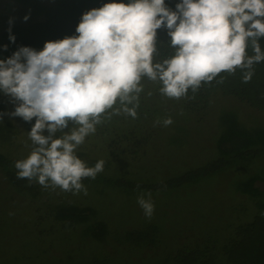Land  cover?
Returning <instances> with one entry per match:
<instances>
[{
  "label": "clouds",
  "instance_id": "1",
  "mask_svg": "<svg viewBox=\"0 0 264 264\" xmlns=\"http://www.w3.org/2000/svg\"><path fill=\"white\" fill-rule=\"evenodd\" d=\"M13 22L10 17V42ZM162 27L173 51L156 59ZM75 33L45 41L39 50L21 45L0 58V93L14 104L10 112L0 110V122L5 115L35 118L27 131L31 151L14 162L18 178L87 194L83 178L95 179L105 160L89 166L78 149L114 116L137 117L145 79L178 100L237 70L243 82L253 78L264 62V0H177L174 10L165 0H106L81 14ZM161 123L173 119H157L154 126ZM137 203L146 217L153 215L150 192Z\"/></svg>",
  "mask_w": 264,
  "mask_h": 264
},
{
  "label": "rangeland",
  "instance_id": "2",
  "mask_svg": "<svg viewBox=\"0 0 264 264\" xmlns=\"http://www.w3.org/2000/svg\"><path fill=\"white\" fill-rule=\"evenodd\" d=\"M5 2L0 0V6ZM144 83L138 112L147 115L141 123L145 128L139 132L150 130L148 145L138 149L133 147V142L124 143L125 135L134 128L137 118L122 121V116H114V120L98 126L97 132L86 138L79 148L91 159L110 161L113 167L107 171L111 178L156 185L213 158L214 141L219 132L216 113L220 110H237L244 124L259 123L252 128L264 123V111L250 108L233 97L220 94L219 103L213 102L211 112H189L184 109L183 99L164 97L154 82L145 79ZM149 91L150 96L146 95ZM153 108L158 113L156 118ZM167 116L173 119L171 125L154 126V121H162ZM11 118L17 124L16 137L11 142H1L0 152L16 161L25 158L31 147L26 127L15 119L18 116ZM123 130L127 132L122 133ZM263 165L260 159L247 163L251 171H258ZM247 175L242 169L232 168L188 185L152 192L104 183L97 191L93 187V191L77 195L78 199L93 204L111 233L154 226L158 236L156 248L101 246L89 240L84 242L78 232L63 229L39 237L34 225L38 216L32 215L36 220L32 222L29 215L34 214L32 209L24 206L21 195L11 196L7 184L0 178V264H85L96 257L103 260L101 264H171V256L180 246L209 241L220 247L232 236L234 224L248 222L255 211L252 203L237 192L238 181ZM148 192L155 204L151 217H146L137 203V196Z\"/></svg>",
  "mask_w": 264,
  "mask_h": 264
},
{
  "label": "trees",
  "instance_id": "3",
  "mask_svg": "<svg viewBox=\"0 0 264 264\" xmlns=\"http://www.w3.org/2000/svg\"><path fill=\"white\" fill-rule=\"evenodd\" d=\"M105 2L106 0H6L4 5L0 6V45L6 44L8 47L6 50L0 48V58L11 55L21 45L39 50L45 41L76 34L75 27L81 14L91 8L100 7ZM165 2L170 8L175 9L177 0H165ZM25 14L29 16L26 21L22 19ZM10 17L14 20L11 31L15 35V42L8 40L7 29ZM259 40L264 47V37ZM157 41L160 55L156 59L172 54L173 49L168 45L169 37L165 28L157 30ZM220 94L233 97L257 111H264V62L256 65V72L249 82H243L240 70H237L235 74L227 76L221 84L213 81L202 86L192 99H183L184 109L189 112H211L213 102L219 103L217 98ZM13 108L14 104L10 102L9 97L0 93V110L10 112ZM153 109L152 113L156 118L158 113ZM235 111L226 108L216 113L219 132L214 141V156L200 166L186 168L176 176L161 180L156 185L145 186L127 182L119 177L111 178L107 170L113 166L110 161L101 158L105 160L104 171L98 173L95 179L86 177L82 182L87 187V191H93V187L97 191L100 185L109 183L116 188L127 186L152 192L188 185L216 172L232 168L242 169L248 175L238 181L237 192L252 203L255 208L253 216L248 222H236L232 236L220 247L209 241L195 242L192 246H180L171 256V264H264V165L258 171H251L247 166V163L257 159L264 164V123L261 127L252 128L251 126H257L259 123L244 124ZM146 115L138 112L136 123L133 124L134 128L125 135L124 143L133 142V147L138 149L148 145L150 130L139 132L145 128V124L141 123ZM127 118L130 117L122 116L121 119L126 121ZM15 119L29 131L35 118L31 122H26L21 117ZM114 119L115 117L111 120ZM16 130L15 121L5 115L0 122V143L11 142L13 137H16ZM123 132L127 131L123 130ZM136 137L138 139H133ZM29 145H31L30 140ZM78 155L89 166L99 160L91 159L88 153L80 149ZM14 162L15 160L0 152V178L7 184L11 196L16 193L21 195L24 206L32 209L34 214H29L32 222L36 221L33 216H38L37 225L36 222L34 225L36 228L39 227V229L35 228L39 237L51 234L56 229H63L78 232L83 236L84 242L89 240L102 244L101 246L110 244L121 248L124 246L156 248L158 236L154 226L128 230L122 234L111 233L93 204L77 198V195L83 193L82 191L73 193L60 188L53 190L44 188L35 179L30 181L28 178H18L16 175L18 170L14 167ZM101 261L103 260L100 257H96L85 264H101Z\"/></svg>",
  "mask_w": 264,
  "mask_h": 264
}]
</instances>
